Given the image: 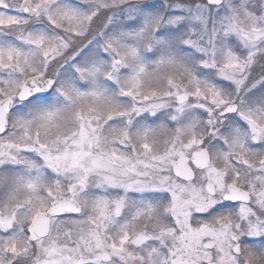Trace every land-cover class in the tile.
I'll use <instances>...</instances> for the list:
<instances>
[{"label":"rangeland","instance_id":"1","mask_svg":"<svg viewBox=\"0 0 264 264\" xmlns=\"http://www.w3.org/2000/svg\"><path fill=\"white\" fill-rule=\"evenodd\" d=\"M23 1L0 0V101L32 76L55 86L15 102L0 137V264H253L264 254V0L163 1L153 32L143 0H30L33 18L22 16ZM135 15L137 41L127 24ZM167 26L184 37L166 39ZM154 59L163 92L143 82ZM179 94L188 101L177 104ZM196 140L211 165L177 181L173 161ZM229 184L251 203L223 207ZM72 198L82 212L28 242L34 217Z\"/></svg>","mask_w":264,"mask_h":264},{"label":"water","instance_id":"2","mask_svg":"<svg viewBox=\"0 0 264 264\" xmlns=\"http://www.w3.org/2000/svg\"><path fill=\"white\" fill-rule=\"evenodd\" d=\"M205 2L210 6H218L222 3V0H205ZM20 10L23 16L26 17H37L39 13L33 9L30 0H24L20 5ZM55 81L53 79H46L45 81H40V77L32 76L29 77L24 84L21 86L19 93L16 98L18 101H26L31 99L32 97L37 96H47V94L54 87ZM188 100V96L186 94H180L177 96L176 103L182 104ZM13 99L7 97L0 101V136L4 135L8 128V116L10 112V108L13 105ZM236 105H230L221 112V115H226L228 113H234L236 111ZM203 144L202 140H197L196 147H201ZM210 155L205 148H200L198 150H194L191 155L188 156H180L177 158L172 165V173L173 175L185 182L192 181L195 178V170H204L210 166ZM205 191L213 196L215 195V187L212 183L207 182L205 184ZM224 202L236 203L241 202L248 204L251 201L249 193L245 190H241L235 185H229L226 188V191L222 197ZM81 212V206L75 200H61L55 201L51 204L47 211L39 214L34 220H32L31 224L27 227V235L28 240L30 242H35L41 238L46 237L50 231V221L51 218L55 216L62 215H77ZM233 242H237V237L235 234L230 235ZM206 249L213 248L212 242H205L203 245ZM235 254L239 253V245H235L233 247V251ZM100 259L103 262H108L111 258L109 253L102 252L100 254ZM173 264H197L190 258L186 259H177L173 262ZM217 264V263H210Z\"/></svg>","mask_w":264,"mask_h":264},{"label":"trees","instance_id":"3","mask_svg":"<svg viewBox=\"0 0 264 264\" xmlns=\"http://www.w3.org/2000/svg\"><path fill=\"white\" fill-rule=\"evenodd\" d=\"M163 1H168L169 2V1H177V0H143L142 2H140V5H141L140 8L138 7L140 9V12H141V10L144 11L145 13H147V12L149 13L150 12L149 19H148L149 21H146L145 24L148 25L147 27H149L151 29V32H153L155 30V27L159 26V24H160V23H157L156 21H159V20H157L158 19V15L160 14V12L163 11V8H162L163 5H164ZM178 1L184 2L186 0H178ZM135 4H137V3H135ZM153 14H156V16L153 15ZM134 19L135 20H133V21L132 20H128L127 24L129 23L131 25L130 29H132V33H137V32H139L137 30V28L139 27V29H140V27L143 26L142 23H141L142 18H141V16H136ZM116 24H118V20L112 19L111 24L108 27V30H110V31H112L114 33L115 32L117 33L118 30H117ZM160 27L161 26H159V28ZM160 31L162 33L166 34L165 35L166 39H168V37H169V38H172L173 41L176 38L180 40L181 38L184 37V35H181V29L180 28L176 29V28L167 26L166 28H163ZM167 32H171V33L169 34ZM138 34L139 33L133 34L135 36V38H136L135 39L136 41L139 39L137 37ZM172 36H174V38ZM132 38H133V36H132ZM91 50H92V48L89 49V51H91ZM141 51H144V49L142 48ZM83 53H84V51H83ZM154 61H155V59L152 60L151 63L146 62L147 63V66H146L147 72H144L145 73V77H144V81L143 82H145V84L148 86L147 88H149L151 90H157V91L163 92L165 90V88H164L165 82L162 81L164 79V76L160 75L159 73H161L162 70H164V67H163L164 64L161 65V66L160 65H156V64H153ZM100 62H101L102 67L105 68V66L103 64V60H101ZM159 67H160V69H158ZM154 69H156V71H152ZM102 76H104V75H101L100 77L102 78ZM118 92L119 91H117L116 94ZM119 97H120V95H119ZM110 98L114 99L115 97H110ZM24 104H26V103H24ZM104 104H108V103L105 102ZM111 105H113V104H111ZM200 121L201 122L203 121L202 118H201ZM67 125H68V123H67ZM64 126H66V124H63V126L60 127V128H63L62 131H67V127H64ZM226 205H229V204H222L223 207L226 206ZM229 206L230 207H228V208H235V205H229ZM213 212H215L214 214H216V215L219 213V211L217 209L214 210ZM214 214L210 213V215H213V216H214ZM210 215H207V217H209ZM61 218H71V216H66V217H61Z\"/></svg>","mask_w":264,"mask_h":264},{"label":"flooded vegetation","instance_id":"4","mask_svg":"<svg viewBox=\"0 0 264 264\" xmlns=\"http://www.w3.org/2000/svg\"><path fill=\"white\" fill-rule=\"evenodd\" d=\"M240 250H241V247H240ZM239 250V251H240ZM241 253V251H240ZM239 253V255H240ZM238 255V256H239ZM244 261V260H243ZM253 264H263L264 263V254L262 253H259L253 260H250ZM209 262H216L218 263V261H215V260H210ZM208 261L205 262V263H201V264H208L209 263ZM245 263V262H244Z\"/></svg>","mask_w":264,"mask_h":264}]
</instances>
